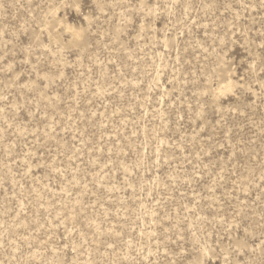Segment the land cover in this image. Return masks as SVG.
I'll list each match as a JSON object with an SVG mask.
<instances>
[{"label": "rangeland", "instance_id": "1", "mask_svg": "<svg viewBox=\"0 0 264 264\" xmlns=\"http://www.w3.org/2000/svg\"><path fill=\"white\" fill-rule=\"evenodd\" d=\"M0 264H264V0H0Z\"/></svg>", "mask_w": 264, "mask_h": 264}]
</instances>
